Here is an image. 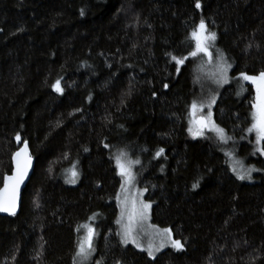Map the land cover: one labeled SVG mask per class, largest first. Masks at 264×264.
<instances>
[{
  "label": "trees",
  "instance_id": "16d2710c",
  "mask_svg": "<svg viewBox=\"0 0 264 264\" xmlns=\"http://www.w3.org/2000/svg\"><path fill=\"white\" fill-rule=\"evenodd\" d=\"M195 3L0 0V187L17 134L35 158L20 211L0 216V264H77L86 224L96 231L89 264H264V158L237 86L241 73L264 71V0ZM201 18L231 64L225 86L189 55ZM169 54L188 57L179 72ZM203 95H216L232 142L189 133L190 107ZM119 152L139 161L151 221L171 228L183 251L151 258L121 243ZM235 156L254 166L251 179L237 178Z\"/></svg>",
  "mask_w": 264,
  "mask_h": 264
},
{
  "label": "snow or ice",
  "instance_id": "6c2138e0",
  "mask_svg": "<svg viewBox=\"0 0 264 264\" xmlns=\"http://www.w3.org/2000/svg\"><path fill=\"white\" fill-rule=\"evenodd\" d=\"M195 8L200 9L201 3L200 0H196ZM81 15H84L83 10H81ZM192 40L195 42V49L189 53V55L193 58L197 57L199 54L203 53L205 56L209 57V60L212 58V52L209 51L210 48L214 47V43L217 39V34L215 32H210L208 30L207 24L203 18L200 19L197 27L190 33ZM171 55V54H169ZM171 59L177 65V72L180 71L181 65L185 63L188 57H180L178 58L175 55H171ZM219 79L216 80V83L219 86H223V84L229 82L228 72L231 69V64H229L223 54H219ZM240 78L244 81H248L255 86L256 97L255 103H253V113L252 126L248 129L251 133L252 131L256 132L257 144H260L264 141V71L259 72L257 75H248L246 73H241ZM167 88V85H164ZM52 88L55 92L63 95L64 89L61 87V81L59 79L52 85ZM215 103V98L212 99L211 104ZM211 105H209L210 108ZM192 111L195 114L198 105L196 102L192 104ZM204 105H199L200 110H203ZM211 122V112L209 111L208 117L201 118L200 120H194L193 123L197 124L198 127L195 131L192 128H189V132L193 134V137L203 135V130L209 127ZM211 127L215 129L216 132L220 134V139L223 142H227L226 134L224 129L219 128L211 123ZM17 142L21 141V136L19 134L15 137ZM23 147L15 152L12 156V160L14 162V169L11 175L4 176V186L0 188V212H6L10 216H15L17 214V207L19 201V189L20 185L24 182L25 177L28 174V170L32 165V157L28 151V141H23ZM107 148L108 145L105 144ZM87 151V149H85ZM261 151V154H264V149H258ZM164 153V149L161 148L157 153L156 157H160ZM126 154L121 152L119 155L115 157L116 167L118 169V174L125 179L126 183L131 184L135 177L131 172V169L128 165H126L123 161V157ZM139 163V161H136ZM235 172L236 169L234 168ZM256 171V169H248L244 174H237V178L240 180L251 179V172ZM72 177L70 183H76V177L78 173L75 171V165H73L72 169ZM196 187V185H194ZM123 189V185H122ZM146 191V189H145ZM143 193H140L142 195ZM119 197L117 200L119 201ZM127 203V201H125ZM39 207V205H37ZM152 205L150 203H145L144 201H139V205L137 206V202L135 200L132 201V212L128 214L129 223L125 226L119 235L121 236V243L127 245L128 243H133L137 247H140L139 243L136 241V229L132 227L133 221L137 223H142L144 220L148 218V212L151 209ZM125 214V210L122 209L121 218H123ZM94 219V217H93ZM117 223H121V220H117ZM83 228L86 229V234L80 239L78 246L76 257L79 260V264H84V262L88 261L94 252V239L96 236V231L91 225H83ZM79 231V229H78ZM156 234L160 237L159 245L155 246V251H159L166 246V244L170 243L171 247L177 251H183L184 245L178 239H172V230L170 228H164L162 230L156 229ZM154 246L150 243L147 249L148 255L150 257L155 258ZM141 251H144L141 248ZM96 264H100L99 261Z\"/></svg>",
  "mask_w": 264,
  "mask_h": 264
},
{
  "label": "rangeland",
  "instance_id": "374dc122",
  "mask_svg": "<svg viewBox=\"0 0 264 264\" xmlns=\"http://www.w3.org/2000/svg\"><path fill=\"white\" fill-rule=\"evenodd\" d=\"M209 51L212 52V58L211 60H209V57L205 56L203 53L199 54L196 58L199 59V65L202 68V71L204 72V74L208 75L210 78L213 79V81L216 83V80L219 79V69H218V64H219V52H215L212 48L209 49ZM230 70L228 72V78H229V82L230 80ZM225 83L223 84V86L229 84ZM217 84V83H216ZM237 86L240 89V94L243 96H247L250 103H251V113L250 116L252 118V113H253V108L252 105L253 103H255V97H256V90H255V86L253 84H251L248 81H244L243 79H239L237 80ZM254 90V92L250 95H248V90L249 89ZM238 89V90H239ZM215 98V102H216V95H213L210 97V95H203L201 98L195 100L194 102L197 103L198 108L195 112V114H193L192 111V107H190V120H189V128H192L193 131H195L198 127L197 124L193 123L194 120H199L201 118H206L208 117L209 111L211 112V122L209 124V127L205 128L203 130V135L200 136H196V137H202L205 136L207 134H211L213 135L215 138L219 139V141H221L222 143H230L233 141V137H232V133L231 131H227L225 130L224 127H222L220 125V123L218 122L216 116H215V112H214V104H211L212 99ZM204 105L203 110L201 111L199 108V105ZM209 105L210 108H209ZM192 106V105H191ZM214 122V124L216 126H218L219 128L224 129V132L226 134V140L227 142H223L220 139V134L218 132L215 131V129H213L211 127V123ZM253 123V119L250 121L248 129L252 126ZM247 129V134L249 135V137H251L252 142H253V148L255 151H257L258 153L261 154V151H258V149H264V141H262L260 144H257V138H256V132L252 131L251 133L248 131ZM191 134V136H193V134L191 132H189ZM195 137V138H196ZM230 152V151H229ZM121 152L117 153V155H119ZM125 153V152H123ZM126 154V153H125ZM229 156H234L231 155L232 153H229ZM264 158V154H261ZM231 160V165H232V169H236L235 173L237 174H244L246 173V171L248 169H255L253 165H249V166H245L241 160L239 161L238 158L235 156V158H230ZM123 161L126 165H128L131 169L132 174L134 175L135 179L134 181L129 184L125 182V179L121 177L122 179V183H121V190L119 192V217L118 220H121V223H117L118 226V234L122 232L123 228L125 226L128 225L129 223V219H128V214L132 212V201L135 200L137 202V206L139 205V201H144L145 203H150L152 205V202L146 197L147 196V187L145 185H140L138 183V179H137V174H136V167L138 166L139 163H136V161H138L137 159H132L128 154H126L123 157ZM253 172L255 173V171L251 172V176L253 174ZM72 173V172H71ZM72 175V174H71ZM244 180H248L247 178ZM122 185H123V189H122ZM146 189V191H145ZM140 193H143L142 195H140ZM125 201H127V203H125ZM122 209L125 210V214L123 216V218H121V214H122ZM89 225V224H86ZM92 226V225H91ZM93 227V226H92ZM132 227L136 229V241L139 243L140 247H137L135 244L133 243H128L127 245H132L133 247L141 250V248L144 249V252L148 255V247L149 244L151 243L154 248V256L156 257L158 254H160L162 251H164L167 248H172L170 243L166 244V246L164 248H162L159 251H155V246L159 245L160 243V237L156 234V229H164V228H169V227H160L155 225L152 221H151V209L148 212V218L146 220H144L142 223H137L136 221H133ZM171 229V228H170ZM86 234V229L83 228L82 230V235L81 238ZM120 236V235H119ZM80 238V239H81ZM172 239H176L173 235L172 232ZM120 240H121V236H120ZM95 241V239H94ZM125 245V244H124ZM96 253V247L94 246V252L92 253L91 257L89 258L88 261L84 262V264H89L91 262L92 257L94 256V254ZM149 256V255H148ZM150 257V256H149ZM153 258V257H151ZM76 261L77 264H79V260L76 257Z\"/></svg>",
  "mask_w": 264,
  "mask_h": 264
},
{
  "label": "water",
  "instance_id": "95a60500",
  "mask_svg": "<svg viewBox=\"0 0 264 264\" xmlns=\"http://www.w3.org/2000/svg\"><path fill=\"white\" fill-rule=\"evenodd\" d=\"M199 120H200V119H199ZM23 141H24V140H23ZM23 141H21V142L18 143V148H17V150H16L15 152L19 151V150L24 146V145H23ZM27 141H28V140H27ZM28 151H29V154H30L31 157H32V165H31V167H30L29 170H28V174H27V176L25 177L24 182L20 185V189H19V201H18L17 213L20 211L21 202H22V193H23V190H24L25 186L27 185V183H28L30 177L32 176V174H33V170H34V167H35V158L32 156V153H31V150H30L29 141H28ZM15 152H14V153H15ZM14 153H13V154H14ZM12 156H13V155H12ZM11 166H12V168H11V172H10L9 174H6V175H11V174H12V171H13V169H14V167H15L14 162H13L12 159H11ZM3 186H4V177H3V182H2V185H1L0 188H3ZM0 216H10V215H9L8 213H6V212H0Z\"/></svg>",
  "mask_w": 264,
  "mask_h": 264
}]
</instances>
